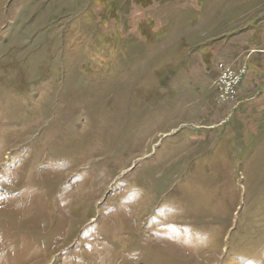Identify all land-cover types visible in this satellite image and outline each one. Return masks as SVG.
<instances>
[{"label":"rangeland","instance_id":"374dc122","mask_svg":"<svg viewBox=\"0 0 264 264\" xmlns=\"http://www.w3.org/2000/svg\"><path fill=\"white\" fill-rule=\"evenodd\" d=\"M0 264H264V0H0Z\"/></svg>","mask_w":264,"mask_h":264},{"label":"built area","instance_id":"2783aa9c","mask_svg":"<svg viewBox=\"0 0 264 264\" xmlns=\"http://www.w3.org/2000/svg\"><path fill=\"white\" fill-rule=\"evenodd\" d=\"M216 71L213 85L218 90L219 102L225 103L233 100L237 96V88L243 79L244 70H234L227 64L218 63Z\"/></svg>","mask_w":264,"mask_h":264}]
</instances>
